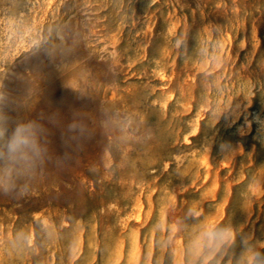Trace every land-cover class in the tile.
Returning <instances> with one entry per match:
<instances>
[{"label": "rangeland", "instance_id": "1", "mask_svg": "<svg viewBox=\"0 0 264 264\" xmlns=\"http://www.w3.org/2000/svg\"><path fill=\"white\" fill-rule=\"evenodd\" d=\"M0 115V264H264V0H0Z\"/></svg>", "mask_w": 264, "mask_h": 264}, {"label": "clouds", "instance_id": "2", "mask_svg": "<svg viewBox=\"0 0 264 264\" xmlns=\"http://www.w3.org/2000/svg\"><path fill=\"white\" fill-rule=\"evenodd\" d=\"M181 41H176L179 44ZM39 125L34 122L18 125L10 135H8L6 145L0 148V156H6L10 161L19 162L27 161L31 156H38L43 149L39 144L38 133ZM6 127L4 118L0 115V137H4ZM9 171H11L9 169ZM7 190V189H5ZM208 238L210 246L219 248L224 243H230L234 239V233L231 229H221L219 231H208L204 233ZM199 253H197L198 255ZM206 259H211L209 256ZM258 254H252L247 261V264H256Z\"/></svg>", "mask_w": 264, "mask_h": 264}, {"label": "bare ground", "instance_id": "3", "mask_svg": "<svg viewBox=\"0 0 264 264\" xmlns=\"http://www.w3.org/2000/svg\"><path fill=\"white\" fill-rule=\"evenodd\" d=\"M52 103V102H51ZM54 103V102H53ZM55 104V103H54Z\"/></svg>", "mask_w": 264, "mask_h": 264}]
</instances>
